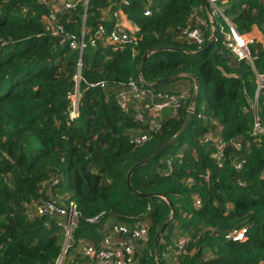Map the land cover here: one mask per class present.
<instances>
[{
	"label": "trees",
	"instance_id": "16d2710c",
	"mask_svg": "<svg viewBox=\"0 0 264 264\" xmlns=\"http://www.w3.org/2000/svg\"><path fill=\"white\" fill-rule=\"evenodd\" d=\"M49 2L0 0V264H56L65 220L40 216L42 202L63 207L73 202L82 214L72 235L82 245L71 244L70 250L82 249L74 258L69 251L64 264H97L85 248L101 247L105 224L90 225L85 219L101 214L105 223L131 227L150 221L148 239L131 242L134 264H158L157 252L160 264H170L168 239L184 236L191 244L188 254L175 257L176 264H264V136H253L250 102L257 77L252 65L228 50L230 28L224 18L213 17L217 41L198 54V45L182 30L203 31L195 18L207 21L211 30L205 47L209 44L213 29L204 0H89L87 13L82 2L75 11H56ZM216 5L240 35L255 26L264 34V0ZM119 9L140 29L136 42L122 48L100 40L82 56L70 48V37L80 38L84 30L86 42L100 24L111 31ZM51 14L59 16L62 34L46 31L53 28ZM250 51L256 70L264 71L263 47L256 44ZM181 76L190 77L188 90L168 93L155 86ZM193 77L205 87V105L199 110ZM131 81L156 93L187 94V99L177 112L165 109L171 114L151 129L136 120L145 102L127 111L118 106ZM77 87L80 115L71 120L69 97ZM195 93V113L185 136L133 173L135 190L155 194L138 196L129 187V173L180 132ZM259 103L264 121V90ZM134 135L148 140L133 145ZM221 142L223 168L214 157ZM169 219L166 236L156 243ZM173 226L179 228L176 234L168 232Z\"/></svg>",
	"mask_w": 264,
	"mask_h": 264
},
{
	"label": "built area",
	"instance_id": "2783aa9c",
	"mask_svg": "<svg viewBox=\"0 0 264 264\" xmlns=\"http://www.w3.org/2000/svg\"><path fill=\"white\" fill-rule=\"evenodd\" d=\"M46 0H42L45 3ZM49 5L54 3L56 6V11L62 10L75 11L77 9L78 3L82 2L84 7V12L88 9L87 0H49ZM215 7L217 14L222 16L225 21L228 23L230 32L226 34L227 48L231 54L239 61H246L254 68V72L257 77V90L254 96V100L250 101L252 103V114L254 117V129L253 136L256 138L264 136V121L260 118V95L262 90H264V74H258L254 66V58L252 57L250 48L253 45H256V39L240 35L233 25L226 19L222 11H220L217 6V0H209ZM89 3V2H88ZM122 5L129 6L128 1H122ZM60 7V8H58ZM88 11V10H87ZM124 12V11H123ZM150 15V12H147ZM120 15V12L115 13L117 18ZM50 25H53V28H48L46 31L51 34H62L63 28L61 26L59 16L51 14ZM195 22L198 25L204 27V30L198 28H192L191 26L186 27L182 30V35L185 36L188 40L195 42L198 45L199 50H203L206 43V35L210 29L207 21L202 20L199 17L195 18ZM138 35L131 34L130 32L124 30L120 23H116L111 31H107L104 24H100L98 28L93 32L90 41L86 42L85 39V30L82 31V36L80 38L76 36H71L69 40V46L72 50L77 51L80 56L84 53L85 49L88 47H96L98 41L104 40L107 44L117 45L124 47L127 44L136 42ZM82 67L81 58L78 62V70ZM80 76L76 77L77 85L80 82ZM104 85L101 84V87ZM70 99V118L75 120L80 115V104H81V94L78 91V87L75 92L69 97ZM187 99V94L180 95H167L162 93H156L152 89L143 88L138 83L131 81L124 92L119 96L118 106L121 110L127 111L130 106L134 103H142V109L137 112L136 120L140 123L147 124L151 129H157L159 127L158 121L155 119L161 111L173 108L177 112L183 102ZM159 100V101H156ZM150 117V119H147ZM198 119H202V114L197 115ZM148 140L146 135H134L131 138V144L140 145L145 143ZM216 162L219 168H223L225 160V143H220L217 151L214 155ZM241 164L236 165V169H241ZM197 206L200 207V201H197ZM38 213L40 216H49V217H59L64 219V228H65V245L62 250V254L58 258L56 264H64L66 255L70 251L72 243V235L75 229L78 227V222L82 218V214L79 213L75 203L71 202L69 207H63L57 205L56 202H42L38 207ZM86 222L90 225H98L102 221V224H105L106 235L103 238L101 247L99 249L94 248L92 245H88L85 248V254L87 256H92L97 260V264H134L133 253L134 247L131 242L133 240L145 241L148 239L150 228L143 224L133 225V227L126 224L117 223V222H104V214L96 216L94 218L85 219ZM120 237V240L114 241V238ZM191 244V239L187 236L178 238L175 240L174 252L176 256H182L188 254V247ZM158 259V258H157Z\"/></svg>",
	"mask_w": 264,
	"mask_h": 264
},
{
	"label": "water",
	"instance_id": "95a60500",
	"mask_svg": "<svg viewBox=\"0 0 264 264\" xmlns=\"http://www.w3.org/2000/svg\"><path fill=\"white\" fill-rule=\"evenodd\" d=\"M89 0H87V4H88ZM204 5H205V8L207 9L208 13H209V16L211 18V23H212V29H213V32H212V35H211V38H210V42L209 44L203 49V50H200L198 52V54H203V53H206L208 52L216 43L217 41V34H218V31H217V24L215 23L213 17V10H211V7L209 5V1L208 0H204ZM88 10V9H87ZM87 10H86V13H87ZM86 18V17H85ZM84 18V25L86 23V19ZM231 25V24H230ZM163 51H166V50H161L159 52H163ZM151 55V53L149 54H146L143 58V62H142V67L144 66V64L147 63L148 59H149V56ZM178 77H171V78H166L164 80H161L159 81L158 83L155 84V86H160V85H163L169 81H172L174 79H177ZM193 79L195 80V85L196 87H198V82L197 80L193 77ZM144 85H146L145 82H143ZM197 100V93L194 94L193 96V99H192V105L189 107L188 109V114H187V118L185 120V123L183 125V128L180 130V132L174 137L172 138L170 141H168L167 143H165L164 145H162L152 156H150L149 158L143 160L142 162L138 163L136 166H134V168L131 170V172L129 173L128 175V184H129V187L130 189L135 192V194H137L138 196L140 197H147V198H150V197H153L155 196V194H143V193H140L138 192L137 190H135L132 186H131V183H130V180H131V177L133 175V173L138 169L140 168L141 166L143 165H146L152 161H154L159 155H161L162 153H164L166 150H168L170 147H172L175 143H177L179 141V139L185 134L186 130L188 129L190 123L192 122L193 120V117H194V113H195V109H194V103L196 102ZM172 206V205H171ZM171 219L168 220V222L164 225V227L162 228V230L160 231L159 235L157 236L156 238V243H158L159 241V238L161 236H166V234H164L167 226H168V223ZM157 260H158V264H160V261H159V254L157 252Z\"/></svg>",
	"mask_w": 264,
	"mask_h": 264
},
{
	"label": "rangeland",
	"instance_id": "374dc122",
	"mask_svg": "<svg viewBox=\"0 0 264 264\" xmlns=\"http://www.w3.org/2000/svg\"><path fill=\"white\" fill-rule=\"evenodd\" d=\"M208 1H209V0H208ZM209 5H210V7H211V10H213V15H214V16L218 15V14L216 13V11L214 10V9H215V7L213 6L214 4H213L211 1H209ZM216 6H217V5H216ZM218 6H219V5H218ZM218 6H217V8H218ZM218 9H219L220 11H222L220 8H218ZM221 17H222V16H221ZM222 18H223V17H222ZM224 20H225V19H224ZM211 28H212V27H211ZM190 84H191L190 77H188V76H181V77H179V78H177V79H174V80H172V81H169V82H167V83H165V84L159 86L158 89L161 90V91L168 92V93H175V92H177V91H179V90H188V89L190 88ZM198 89H199V93H200V98H199V103H198L197 109L199 110V109H202V108L204 107L206 97H205V87H204V85L200 84L199 87H198ZM169 113L171 114V110H165L161 115L158 114L157 116H155V119H156L157 121H162V120H164V118H165ZM147 119H150V117H148ZM184 136H185V135H184ZM184 136H183V137H184ZM187 136H189V132H188V134H186V137H187ZM151 145H152V144H151ZM170 148H171V147H170ZM171 151H173V150H170V152H171ZM179 151L181 152V148H180ZM143 175L147 176L148 173L145 172ZM137 224H143V225L148 226L149 228H150V226H151V223H150V221H149L148 219H144V220L138 221V222H136L134 225H137ZM174 226H175V225H174ZM174 226L171 227L170 230L168 231L170 234H176V233L179 231V228H178V227H175V228H174ZM173 228H174V229H173ZM65 240H66V242H67V238H66V237H64L63 247H64V245H65ZM71 244H73V245L76 246V247H81V246H78V245H82L80 242H77V243H76V242L74 241V238H73ZM168 244L170 245V246L168 247V250H169L168 253H169V256H170V258H171V259H169V260L171 261L170 264H176V260H174L175 257H176V254H175L174 249H173V248L175 247V239H174V240H172V239H168ZM74 246H73V248H74ZM76 247H75L74 249L72 248V249L70 250V252H69V253H70L69 258H74L75 253L82 249V248H80L79 250H76ZM68 264H69V263H68Z\"/></svg>",
	"mask_w": 264,
	"mask_h": 264
},
{
	"label": "crops",
	"instance_id": "0c3cea01",
	"mask_svg": "<svg viewBox=\"0 0 264 264\" xmlns=\"http://www.w3.org/2000/svg\"><path fill=\"white\" fill-rule=\"evenodd\" d=\"M218 3L224 4L225 0H217V4ZM117 12H120V15L117 17V22L120 23V25L124 28V30L130 32L131 34L138 35L140 33V29L136 26V24H134L129 20V18L123 12L122 9L117 10ZM245 36H249L256 39L257 44L261 45L264 49V34L257 26L253 27L252 31L246 34ZM258 74L263 75L264 71L258 72Z\"/></svg>",
	"mask_w": 264,
	"mask_h": 264
}]
</instances>
